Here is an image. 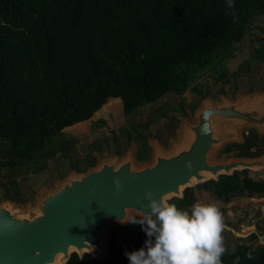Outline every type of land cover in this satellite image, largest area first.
<instances>
[{"label":"trees","instance_id":"trees-1","mask_svg":"<svg viewBox=\"0 0 264 264\" xmlns=\"http://www.w3.org/2000/svg\"><path fill=\"white\" fill-rule=\"evenodd\" d=\"M258 16L264 0H232L231 8L228 0H0V143L10 147L0 168L37 171L55 136L67 158L75 140L62 130L91 119L109 99L120 100L129 122L147 104L181 97ZM262 140L251 131L224 152L254 158ZM197 186L224 203L264 197V178L242 170L168 203L186 209ZM221 260L264 264V243L239 242ZM66 264L101 263L72 253Z\"/></svg>","mask_w":264,"mask_h":264},{"label":"water","instance_id":"water-1","mask_svg":"<svg viewBox=\"0 0 264 264\" xmlns=\"http://www.w3.org/2000/svg\"><path fill=\"white\" fill-rule=\"evenodd\" d=\"M246 129L264 132V86L231 98L205 97L192 121H179L167 146L147 140L151 157L146 162H137L129 147L122 156L102 157L85 171L72 169L30 207L0 201V264H66L72 253L103 256L111 227L150 211L146 191L157 200L180 199L184 189L221 175L263 170L264 156L211 161L214 152L242 145Z\"/></svg>","mask_w":264,"mask_h":264},{"label":"rangeland","instance_id":"rangeland-1","mask_svg":"<svg viewBox=\"0 0 264 264\" xmlns=\"http://www.w3.org/2000/svg\"><path fill=\"white\" fill-rule=\"evenodd\" d=\"M248 32L250 35L244 33L228 50L221 52L218 61L200 71L202 73L190 81L191 90L186 94V99L177 106L172 102L176 98L163 105L161 104L163 100H158L140 108L135 117L124 125L122 109L120 112L115 109L112 113L113 119L115 118L119 123L115 124V121H111L108 126L97 122L98 128H101L97 131V137L88 142L75 139V144L67 153V158L61 156L60 138L55 136L47 141V148L40 155L45 159L37 171L27 175L26 167L16 168L11 170L12 176H10L5 169L0 170L1 201L10 200L25 204L26 208L30 207L39 193L52 187L56 181L64 177L62 167L84 169L94 153L112 154L115 150L117 154H121L129 144H132L136 159L147 160L149 158L147 140L156 138L164 143L166 137L173 134L179 121L184 118L192 121L193 111L199 104L200 97L217 98L220 94L232 95L244 88L261 87L264 83V18L262 16L254 18ZM246 130L249 135L251 131L254 132L251 129ZM263 135L264 132L260 136ZM261 146L260 155L257 157L264 156V140ZM5 150L9 152L10 147L1 142V157V153ZM232 153L233 151L225 153L224 149L219 150L214 152L211 161L233 159L235 157ZM250 153H254V148ZM249 175L254 178H264V169L249 171ZM204 190L201 186L194 188L196 200L193 204L215 203L219 207L227 225L223 236L228 253L233 252L239 242L264 243V197L251 199L236 197L231 202L224 203ZM166 202L169 200L166 199ZM193 204L184 210H190ZM131 217L138 218L136 215H131L129 218ZM109 231L106 253L103 256H98L96 253L92 255L101 264H129L125 253L139 250L148 239L138 224L113 226ZM111 245L114 252L111 250Z\"/></svg>","mask_w":264,"mask_h":264},{"label":"clouds","instance_id":"clouds-1","mask_svg":"<svg viewBox=\"0 0 264 264\" xmlns=\"http://www.w3.org/2000/svg\"><path fill=\"white\" fill-rule=\"evenodd\" d=\"M113 183L119 189V181ZM144 199L150 211L125 222L140 225L148 237L142 248L125 253L129 264H222L227 225L215 203H195L190 210H180L163 198L155 199L151 191Z\"/></svg>","mask_w":264,"mask_h":264},{"label":"crops","instance_id":"crops-1","mask_svg":"<svg viewBox=\"0 0 264 264\" xmlns=\"http://www.w3.org/2000/svg\"><path fill=\"white\" fill-rule=\"evenodd\" d=\"M203 71V70H202ZM200 73H202V72H198V74H197V76L196 77H198L199 76V74ZM263 86H264V83H263V85L261 86V87H258V88H256V87H248V88H244V89H241V90H238L237 91V93H242V92H245V91H247L248 89H250V88H253L254 90H256V91H258V90H261L262 88H263ZM191 89H190V87H188V89H187V91L181 96V97H178V96H175V95H172V94H168V95H166L165 97H163L162 98V105L163 104H166V103H168V101H172V99H174V98H176V100H173L172 102L173 103H176V106L178 105V104H180L181 102H183L185 99H186V94L190 91ZM170 95V96H169ZM221 95V94H220ZM220 95H218L217 96V98H213V97H211L212 99H214V100H216V99H218L219 98V96ZM224 96H226V97H228V98H231L232 97V95H230V94H228V95H226V94H223ZM207 97H210V96H207ZM205 98V97H204ZM203 98V99H204ZM111 100H113V99H109L107 102H106V104H104L103 106H102V108L99 110V111H97L94 115H93V117L91 118V119H89V120H87V121H84V122H82V123H78V124H75V125H73V126H70V127H67L66 129H64L65 131H63L62 132V135L65 137V138H67V137H71V138H73L74 140L75 139H78L79 141L80 140H83V141H86V142H88V140L89 141H91V139H93V138H96L97 136V131H99V129H101V128H98L99 126H98V124H96L97 122L100 124H103V125H110V122L111 121H115L114 123L116 124V123H119L118 121H116L115 120V118L113 119V111L116 109V111H118V112H120L121 111V109H122V105H121V102H119V101H111ZM202 100V99H201ZM200 100V101H201ZM188 104V103H187ZM199 104H200V102H199ZM159 106V105H158ZM197 106V105H196ZM123 112V111H122ZM124 115V114H123ZM126 123V120H125V117H124V119H123V121H122V124L124 125ZM177 128H178V126L174 129V131H173V134L172 135H170V136H167L166 137V141L163 143L162 141H160V140H158V142L162 145V146H167V144H168V141L170 140V139H173V138H175V131L177 130ZM96 130V131H95ZM156 139V138H155ZM82 142V141H81ZM146 145H147V147H148V149H149V158L147 159V160H144V161H138L137 159V162H139V163H143V162H146V161H148L149 159H150V157H151V148H150V146L148 145V143H146ZM129 147H132V149H133V152H134V155H135V151H134V147L132 146V144L129 146ZM129 147H127L126 148V150L123 152V153H121V154H117L116 153V151L114 150L113 152H112V154H106L105 152V154H103V152L102 153H94L93 154V156H91V159H90V161L88 162V163H86V166L84 167V166H82V167H84V168H86V169H88V168H91V167H93V166H95L96 165V163H98L99 162V160L102 158V157H108V158H111V157H115V156H122L126 151H127V149L129 148ZM2 157H1V155H0V161H3V159H6L8 156H9V152H8V150H5V151H3L2 153ZM135 158H136V156H135ZM65 159V158H64ZM63 168V172L65 173L64 174V176L70 171V169H71V167L70 168H68V169H66V167H62ZM2 169H5V172L7 171L8 172V175H10V176H12L10 173H11V170H9V169H7V168H0V170H2ZM75 169V168H74ZM77 170V169H76ZM80 170H82V169H80ZM85 171V170H84ZM1 172V171H0ZM79 172H82V171H79ZM27 175H29V174H27ZM1 197V196H0ZM0 201H1V198H0Z\"/></svg>","mask_w":264,"mask_h":264},{"label":"built area","instance_id":"built-area-1","mask_svg":"<svg viewBox=\"0 0 264 264\" xmlns=\"http://www.w3.org/2000/svg\"><path fill=\"white\" fill-rule=\"evenodd\" d=\"M248 135H249V132H248V130H244V131H243V136H245V137H246V136H248Z\"/></svg>","mask_w":264,"mask_h":264}]
</instances>
